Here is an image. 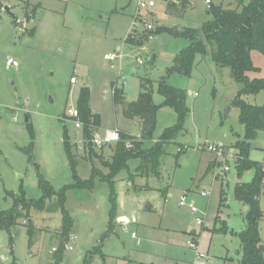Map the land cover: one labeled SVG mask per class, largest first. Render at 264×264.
Masks as SVG:
<instances>
[{"label":"rangeland","instance_id":"1","mask_svg":"<svg viewBox=\"0 0 264 264\" xmlns=\"http://www.w3.org/2000/svg\"><path fill=\"white\" fill-rule=\"evenodd\" d=\"M156 1L157 7L151 12L142 11L141 16L157 28H162V31L155 34L153 39L144 40L142 45L131 46L125 40L134 28L139 0H4V5L10 7L11 13L3 10L0 16L1 210L13 207L14 200L8 192L18 196L21 184L27 199H40L42 193L38 188L37 167L57 191L73 183L63 145V125L70 132L80 178L90 179L93 169L108 173L103 161L110 160L116 144H95L97 155L90 154L82 129H76L66 116L70 107L76 106L84 84L91 89L93 106L106 120L113 115L114 81L121 88L123 82H126L124 89L129 101H136L142 92V81L150 80L153 83L155 103L163 101V97L158 94V85L167 75L168 68L173 66L176 56L190 45V39L184 32L187 29L201 31L211 16L206 13L201 1H196L194 8L187 6L185 9H176L161 0ZM239 1L226 0L223 7L240 9ZM200 34L204 39V35ZM118 46L122 48L120 51H117ZM207 51L204 56L197 55L190 78L173 74L167 79L169 85L187 92V105L190 108L185 124L187 133L179 135L176 141L196 147L199 143L223 142L227 147L225 158H229L230 149L233 148V158L236 159L239 151L231 145L243 140L245 126L240 123V111L234 105V100L243 89V84L234 79L230 68L216 66L211 58V47L208 46ZM113 53L121 54L122 58L116 62L104 59L105 55ZM10 59L17 61L19 66L8 69L7 62ZM138 59L142 60V64L138 63ZM251 59L257 71L247 73L248 78L264 79V55L252 51ZM73 77L78 80L77 84H71ZM242 99L248 104L262 107L264 90L257 95L242 96ZM25 114L29 115V124L35 130L34 148L30 155L21 150L31 142ZM176 121V113L165 107L159 114L154 137H159L165 128L175 125ZM236 134H240L241 138L236 137ZM99 136H103V130L98 128L93 132V140ZM251 146L254 151L252 158L261 159L258 157V149L264 147V132L252 141ZM177 152L178 146L167 147V155L162 159L164 174L174 171ZM198 159L197 153L193 152L181 158L182 169L175 177L178 185L186 183L187 178L198 171ZM228 160L230 171L225 172L224 166L219 171L220 175L228 176V185H225L227 206L220 207V183L215 182L213 186L207 183L204 186L207 191H211L206 199L208 205L204 226H198L196 222L193 226L200 229L201 252L208 258L197 260L189 252L185 259L194 264H219L217 261L221 256L232 257L235 263L230 264H238V236L225 237L219 233L212 235L203 230L205 226L213 224L220 208L226 213L229 229L240 233L245 227L243 217L240 216L243 207L235 201L234 196V184L238 178L235 162L233 159ZM253 176L254 171L251 170L242 179H238L250 182ZM157 182L154 180L153 184ZM158 184L161 186L162 183ZM108 191V185L99 180L92 191H68L66 209L75 220L73 236L77 237L73 240L72 249L66 253L64 264H84L80 260L82 252L89 253L100 245L106 232L107 212L110 208ZM92 200L99 204L95 218L91 217ZM57 202L58 199L54 198L47 205L51 208ZM260 202L264 211V183ZM177 203L179 205V199L172 202L174 211H184ZM29 214L39 231L30 246L28 221L26 218L18 220V226L13 231L16 264H55L54 253L61 240V214L34 209ZM165 225L171 223L167 221ZM134 229L132 226L126 234H121L123 243L113 238L112 243L105 246L103 251L109 255L124 254L125 250L136 244V241L131 240ZM259 231L264 246V220L260 222ZM148 235H152V232ZM155 235L165 236L163 233ZM10 252L9 235L0 231V264H13L14 257ZM92 258L91 254L87 256V260ZM94 264H102L101 258L97 257Z\"/></svg>","mask_w":264,"mask_h":264},{"label":"trees","instance_id":"2","mask_svg":"<svg viewBox=\"0 0 264 264\" xmlns=\"http://www.w3.org/2000/svg\"><path fill=\"white\" fill-rule=\"evenodd\" d=\"M239 4L241 8L237 10L213 6L207 11L211 19L203 25L201 31L187 29L184 32V35L190 39V45L176 56L173 66L168 68L167 75L158 85V94L164 98L162 104L154 102L153 83L150 80L142 81V92L138 99L129 103L125 101L124 89L115 88L116 84L112 85L114 106L122 107L125 118L141 120L142 133L141 141L125 133H120V141L115 145L112 157L108 161H103L104 167L108 169L107 174L93 169L90 179L82 180L80 178L78 174L79 163L73 151L74 145L71 142L70 132L67 126L63 125V145L72 171L73 183L57 191L37 167L38 188L42 193L40 199H27L22 184L18 196L8 192V195L14 200V204L9 210L0 209V231H5L9 235V249L13 257L15 243L13 231L18 226L19 219L26 218L28 221L30 246H32L33 239L39 230L31 220L30 210L49 213L59 212L62 216L61 240L54 253V259L55 264H62L75 225L74 219L66 209L67 193L73 189L92 191L97 185V180L107 184L109 188V231L102 236L100 245L91 253L104 257L102 244L112 233L117 218L115 178L121 172L129 170L128 162L132 159L140 160V165L137 168L139 175L160 177L161 159L167 155V146L175 144L177 136L185 129V122L190 113L187 105V92L169 85L167 79L173 74L190 78L197 55H206L209 46L211 47L212 61L218 67L230 68L234 79L243 84V89L239 91L234 100V105L240 111V123L245 126V137L235 145L239 151L238 157L235 159V166L239 179H242L244 174L251 170L254 171V176L250 182H240L234 189L235 199L248 208L243 217L245 227L236 235L240 240V264H264V246L261 243L259 231L260 222L264 220V212L260 202L264 183V162H256L250 159L251 142L256 139L259 131H264V106H253L242 99V96L257 95L264 90V79L250 80L247 76V73L257 71L251 59V52L259 51L264 55V0H240ZM4 7V0H0V16ZM180 8L185 9L186 5H182ZM161 31L162 28H157L155 34ZM200 33L204 35V39L201 38ZM144 40L143 37L133 39L128 35L125 43L131 46H139ZM90 100V88L88 86L82 87L76 106L84 126L82 131L86 148L90 154L97 155L96 146L93 143V132L100 128L101 118L99 115L93 114ZM165 107L171 108L176 113L177 122L174 126L164 130L159 141L150 150L145 151L142 149L143 141L153 139L157 127V114L160 109ZM27 129L30 133L31 142L27 148L21 150L30 155L34 148L35 130L33 125L29 123ZM127 142L132 144V148H127ZM183 153L184 148L182 147L175 156L177 162ZM30 159L32 160V156ZM54 198L58 199L57 205L49 208L47 202ZM224 203V196H222L220 207ZM24 211L26 212L25 215ZM212 232L226 235L230 233V229L226 223H223L219 229L214 228ZM90 263L91 261L87 260L85 264ZM13 264H16L15 257Z\"/></svg>","mask_w":264,"mask_h":264},{"label":"crops","instance_id":"3","mask_svg":"<svg viewBox=\"0 0 264 264\" xmlns=\"http://www.w3.org/2000/svg\"><path fill=\"white\" fill-rule=\"evenodd\" d=\"M194 7L195 4L192 5V8ZM121 49L122 48L120 46L117 47V51H120ZM113 84H115V81L113 82ZM124 95H125V101L127 103L135 101V100L129 101L125 89H124ZM163 101L159 104H162ZM154 102H155V98H154ZM112 103H113V98H112ZM90 107L93 114H97L101 118V125L99 129L103 130V135L107 130L118 129L120 133H125L129 136L135 137L138 141H141V133H142L141 120L137 118L133 120L125 118L123 115L122 107H116L113 104L112 118L106 120L104 115L101 114L99 111H97V109H95V107L93 106L92 93H91ZM163 109L164 108L160 109L157 114V125H158L159 114L161 111H163ZM167 128H165L164 130H166ZM263 132L264 131H259L257 133V136ZM186 133L187 131L186 129H184V131L179 135ZM161 135H159V137L156 138L153 137V139L143 141L142 149L145 151L150 150L159 141ZM236 137L241 138V135L236 134ZM176 140H175V144H171V145L178 146V152L180 151V148L183 147L184 153L180 157L179 161L176 162L174 171L173 170L170 171L171 173L164 174L162 170L163 169L162 168L163 158H162L160 177H156L154 175L143 177L137 173V168L140 165V160L132 159L128 162L129 170H125L121 172L115 178V188L117 193V218L114 222V229L112 230V233L102 244V254L104 255V257H102L99 254L92 255L91 252L93 251H90L89 253L82 252L80 260H83L84 264L87 261V256H89L90 254L91 256H93L92 260H90L91 261L90 264H94L97 257L101 258L102 264H194V262L187 261L185 259V257L188 256L189 252L192 253L187 248V241L191 235L195 234L198 236L199 244H200V238H201V233L199 232L200 229H197L196 227L193 226L195 220L190 215L187 209H184V211L182 210L174 211L175 208L173 207L172 202L173 201L177 202L180 196L185 194V192H187L189 198L195 201L197 206L206 214L207 205H208L206 201L207 197L206 198L202 197L200 196L199 193L203 191H207L204 187L205 184L208 183L211 186H213L215 182L216 183L218 182L221 185L220 186L221 197L224 196V200H225L223 206L226 207L228 204V200H227L228 198H227V191L225 185H228V176L226 174L220 175L221 173H219V171L220 168L223 166L224 162L230 164V161L228 159H232V158L231 157L225 158L224 162L221 163V165H218L214 154L208 152L206 148H203L207 144L202 145L199 143L196 147L193 145L191 146V145L179 144ZM239 141H241V139L236 141L235 144L232 143L231 147L235 146ZM147 143H149L150 145L148 146ZM106 145L113 146L114 144H106ZM252 148L253 147L251 146L250 159L256 162L263 163L264 147L258 149L259 151L258 157H260L261 159L252 158V154H254ZM189 152L197 153L198 155L199 158L197 164L198 171L194 173V175L192 176L190 175V177L187 178L186 183L184 182L185 184L183 183L178 185L177 182H175V177L177 173L182 169L180 160L181 158H183V156H185ZM233 160L235 162V159ZM154 180L161 182L162 183L161 186H159L158 184L159 182H157L156 185L153 184ZM239 182H241V180L239 181V179L237 178L234 184V189ZM210 192L211 191H209V193ZM235 201L238 202L236 199ZM108 202H109V191H108ZM240 205H241L240 207H243L241 209L240 216L244 217V215L248 211V208L244 206L242 203H240ZM90 208L92 210L91 217L95 218L97 216V212L99 209L98 202L94 200ZM109 211L110 208L107 212V227L105 233L109 231ZM152 216L153 218H151ZM167 221L171 223V225H165V222ZM223 223L227 224L228 221H227L226 213L224 212V210L220 208L214 219L213 224L211 225L212 227L205 226L203 230L207 232L209 231L212 235H216L212 232V230L214 228L219 227ZM132 226H134L135 229L131 232V240L136 241L135 246H133L128 250H125L126 252L121 255H109L103 251V248L105 246L112 243L113 238L123 243L124 238L123 235L121 236V234L122 233L126 234L129 228ZM230 229H231L230 230L231 233H228L226 235L223 234H219V235H223L225 237H229V235H234L237 237L236 234L238 233V231H235L232 228ZM150 232H152V235H148V233ZM155 233L156 234L163 233L165 236L159 237L158 235H155ZM132 234H136V237H132ZM75 237L77 236H73V231H72L71 238L68 243L69 245H67L62 264H64L66 260L65 256L68 249L69 250L72 249V244ZM95 248H93V250ZM53 250H55V248H53ZM236 255L238 260L237 262L238 264H240V251H236ZM218 260L219 261H217V263L219 264H230L234 262V258L229 256L227 257L221 256L218 258ZM213 262L215 263V261Z\"/></svg>","mask_w":264,"mask_h":264},{"label":"built area","instance_id":"4","mask_svg":"<svg viewBox=\"0 0 264 264\" xmlns=\"http://www.w3.org/2000/svg\"><path fill=\"white\" fill-rule=\"evenodd\" d=\"M164 4L170 7L174 8H180L182 5L186 6H192L195 4L196 1H201L204 6L206 13L208 10H210L213 6H223L225 4L226 0H161ZM157 1L156 0H139L138 3V9L137 14L134 20V28L131 30L129 35L133 39H138L139 37L145 38V40H151L153 39L155 32L157 30V27L147 19H144L141 16L142 11L151 12L157 7ZM142 35V36H141ZM122 58L121 54H107L104 56V59L110 62H116L117 60H120ZM138 63L142 64V60L138 59ZM19 64L17 61L10 59L7 62V68H13L18 67ZM78 80L76 78H71V84H77ZM126 87V82H123L122 89ZM115 88H121L119 85L116 84ZM113 92V89H112ZM66 116L68 120L74 124L76 129H82L83 123L80 120V114L78 111L77 106H71L70 109L66 112ZM120 141V131L118 129L115 130H107L103 137H98L97 139L93 140V143L96 145H102V144H117ZM127 148H132V144L130 142H127L126 144ZM203 148H206V150L216 157L218 165H221L222 160L227 156L226 154V145L223 142H218L214 144H207ZM234 149H230V156L233 158ZM237 159V158H236ZM224 171L229 172L230 168L226 162L223 164ZM209 191H203L201 192L200 196L202 197H208ZM179 206L182 209H187L190 213V215L195 220L196 224L198 226H203L205 221V212H203L196 204L195 201L189 198L188 194H183L179 198ZM132 237H136V234H132ZM187 248L194 254L195 259L197 260H203L206 259V254L201 252L200 244H199V238L197 235L193 234L189 237L187 241Z\"/></svg>","mask_w":264,"mask_h":264},{"label":"water","instance_id":"5","mask_svg":"<svg viewBox=\"0 0 264 264\" xmlns=\"http://www.w3.org/2000/svg\"><path fill=\"white\" fill-rule=\"evenodd\" d=\"M3 10H4V12L11 13V10H10L9 6H5ZM13 18H15L14 15H13ZM85 86H86V84L83 85V87H85ZM51 102H52V99H51ZM25 123L26 124L29 123V115L28 114H25Z\"/></svg>","mask_w":264,"mask_h":264}]
</instances>
